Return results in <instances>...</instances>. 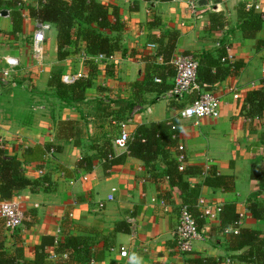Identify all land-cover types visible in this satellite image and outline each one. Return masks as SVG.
Returning a JSON list of instances; mask_svg holds the SVG:
<instances>
[{
    "label": "crops",
    "instance_id": "obj_1",
    "mask_svg": "<svg viewBox=\"0 0 264 264\" xmlns=\"http://www.w3.org/2000/svg\"><path fill=\"white\" fill-rule=\"evenodd\" d=\"M98 1L117 6L124 24L118 49L109 57L88 55L84 43L78 40L75 47L67 46L72 53L58 59L57 30L53 25L37 57L29 42L37 20L23 11L21 32L11 35L9 15H0V143L8 153L18 156L23 147L34 144L50 142L56 147H51L54 151L47 152L42 161L22 164L28 177H47L49 181L45 182L49 184L26 187L13 195L24 218L13 230L2 225L7 247L13 250L20 246L23 255L33 259L43 235L59 239L70 234L79 239L77 249L69 258L65 253L57 255L54 244L47 245L50 261L68 258L65 264H186L193 258L213 256L220 259L219 264H244V253L259 248L258 264H264V242L259 245L254 240L241 249L229 250L217 216L221 205L234 203L239 222L228 231L255 229L259 231L257 240L264 238V219L254 217L247 208L251 198L264 200L259 182L250 176L252 166H264V115L246 117L240 113L246 91L260 86L264 77V26L254 37H244L236 9L239 2L249 8L256 3L264 7V0H216L215 9L207 8L206 0H197L199 16L190 9L189 0ZM212 13L223 14L225 24L212 28ZM161 35H165V43H174L171 62L180 53L217 57L223 44L241 63L236 74L208 87L220 99L216 115L199 120L182 118L179 112L193 94L183 102L168 103L154 90L134 89L133 84L143 82L147 70L142 57L156 54V39ZM7 55L17 57L19 66L2 81L3 57ZM86 59L96 65L91 84L83 100L66 103L50 86V77L54 73L87 77L91 70ZM153 64L161 69L162 57L156 56ZM173 77H167L165 83L171 85ZM232 90L238 92V98ZM137 104L148 105L151 110L132 114ZM176 116L180 120L178 142L170 155L175 158L181 145L186 165L203 170L202 175L184 174L178 181L184 189L166 178L161 157L149 166L131 156L111 168H105L100 160L88 170L78 166L83 154L94 152L90 146L117 136L120 123H126L131 135L140 123L169 122ZM112 149L116 154L124 153ZM210 166L219 176L231 179L233 188L223 190L203 184L204 172ZM184 196L196 201L202 197L216 208V217L205 219L202 238L193 240L192 251L186 254L177 251L173 235ZM99 201H104L101 208ZM122 248L125 255L120 254Z\"/></svg>",
    "mask_w": 264,
    "mask_h": 264
},
{
    "label": "trees",
    "instance_id": "obj_2",
    "mask_svg": "<svg viewBox=\"0 0 264 264\" xmlns=\"http://www.w3.org/2000/svg\"><path fill=\"white\" fill-rule=\"evenodd\" d=\"M34 1L35 3L29 4L22 0H0V9L5 8L9 10L8 15L11 21L9 33L11 35L21 32L23 11L27 10L31 18L42 22H49L56 27L58 59H64L70 52L67 46L71 44L76 45L78 40L84 43L85 52L91 56L101 54L109 57L114 54L113 52L117 51L118 36L124 28L117 6L98 0ZM236 9L242 35L247 38L254 37L264 26L259 12L255 11L253 7H247L244 2H239ZM215 14H210L213 22L211 27L223 26L225 24L223 14ZM164 37L165 35H161L156 39L159 48L153 57H142V60L146 62L147 70L143 82H135L133 84L136 91L149 89L156 91L157 95H161L171 87L170 84L165 83V80L167 77L175 74V68L171 62L174 43H165L163 41ZM225 47V45H221V51L217 57H213L207 53L199 54L198 57L194 55L199 62L197 81L204 90H209L208 87L211 84L223 79L227 75L236 74L241 67V63L237 60H233L232 62L222 60L227 55ZM156 56H161L163 59L161 69L160 67H154L153 61ZM85 63L91 70L87 77L79 78L71 83L63 82L61 76L56 73L50 77V86L55 89V94L66 103L70 104L83 100L86 88L91 84V79L94 75L92 70H95L96 65L92 59H86ZM151 65L153 66L151 68L152 72H148ZM155 77L160 78L161 82H155ZM240 113L246 117H262L264 115V77L260 81V86L249 88L246 91ZM179 121V116H176L169 120V122L140 123L126 142V152L120 154L114 153L112 139L110 138L104 140L101 145L95 144L94 146H90L94 149V152L83 154L78 161V166L88 170L91 169L94 161L100 160L105 168H111L123 164L127 156L138 158L144 162L145 166H149L158 157H161L165 160L166 178L171 183H179L181 189H184L183 185L178 182L182 179L183 175H202L203 170L199 166L186 165L187 167L183 171H180L178 169V161L176 162V158L170 155V150L177 147ZM62 124L68 123L63 122ZM76 143L79 144V141L76 140ZM51 147L56 149L50 142L43 145L34 144L33 146L23 147L20 156H18L8 153L0 143V202L10 200L21 189L26 187L35 188L39 185L44 186L45 181H49L47 177L36 179L28 177L23 172L22 164L24 162L42 161L46 153L51 150ZM250 176L259 182L260 188L264 192V166H252ZM202 183L209 186H219L223 190L233 188L232 180L219 176L214 166H210L204 172ZM190 193L192 192L190 191ZM196 202L194 198L184 196L181 203L188 206L197 228L202 231L206 220L201 216L199 208L196 207ZM247 208L254 217L264 219V200L258 202L251 198L247 203ZM217 216L219 217L222 229L235 228L239 220L235 204L231 202L221 205ZM2 225L3 221L0 220V264H65L68 258H56L54 261H50V254L45 250L46 246L54 244L57 255L65 253L69 258L71 251H75L78 247L77 241L79 239L70 234H63V237L59 239L43 235L41 243L35 248L33 259H28L23 255L22 247L15 246L13 250L7 247L5 237L1 232ZM224 233L226 234L227 248L229 250L241 249L245 245L251 244L254 240L259 245L264 242V238L257 240L259 231L255 229L239 227L236 232L232 229L224 231ZM258 250L259 248H251L250 251L244 253L242 256L244 264H258L260 258ZM219 262V258L205 256L187 260L186 264H219Z\"/></svg>",
    "mask_w": 264,
    "mask_h": 264
},
{
    "label": "built area",
    "instance_id": "obj_3",
    "mask_svg": "<svg viewBox=\"0 0 264 264\" xmlns=\"http://www.w3.org/2000/svg\"><path fill=\"white\" fill-rule=\"evenodd\" d=\"M23 2H29L32 0H22ZM216 0H206L207 8H217ZM190 9L199 16L200 6L197 0H189ZM255 10H258L261 20L264 23V7H260L259 4L253 5ZM9 12V10H8ZM24 16V12H23ZM51 27L49 22L36 21L35 28L32 33L31 47L35 56H40L44 41L46 39V32ZM227 55L222 59L232 62L234 59L228 46L225 47ZM103 56V55H99ZM112 56V55H111ZM3 62L5 66L1 68V80L5 81L14 72L15 68L19 66V60L14 56H4ZM175 68V74L172 79L171 87L161 94V97L168 103L172 101H184L187 95L193 94V98L190 101H186L179 112L182 118H194L199 120L202 118H209L217 114L220 104V99L217 94L211 90H204L197 81V67L198 59L194 54L180 53L172 60ZM86 77L85 74H63L61 79L65 83H71L79 78ZM155 82H161L158 77L154 78ZM233 91L234 98H238L239 94L236 90ZM150 106L144 107V105H135L133 107L132 114L139 111L149 112ZM119 133L112 139V148L115 151L126 152V142L130 137V133L126 130V123H120ZM1 141V140H0ZM3 146V145H2ZM54 150L51 149L50 152ZM178 161V169L183 171L185 169L186 156L183 152V146H179L178 153L175 156ZM83 179H87L84 175ZM49 184L48 182L45 185ZM114 190V188L112 189ZM109 199L113 198L112 195L108 196ZM107 198V199H108ZM104 206V201L98 202V207ZM196 207L199 208L201 216L205 219L216 217V208L209 204L204 198L200 197L196 202ZM214 209V210H213ZM0 216L3 219V227L7 230H13L22 224L24 218V212L21 209L19 203L15 199L3 200L0 202ZM239 222V220H238ZM238 222L236 224H238ZM224 231H228V228H224ZM174 242L178 252L186 254L192 251V242L195 239L202 238L201 231L197 228L194 218L191 216L188 206L181 203L178 208V218L174 228ZM121 255H125L124 248L121 249Z\"/></svg>",
    "mask_w": 264,
    "mask_h": 264
},
{
    "label": "rangeland",
    "instance_id": "obj_4",
    "mask_svg": "<svg viewBox=\"0 0 264 264\" xmlns=\"http://www.w3.org/2000/svg\"><path fill=\"white\" fill-rule=\"evenodd\" d=\"M34 28H35V26H34ZM24 36H28L27 34H23ZM23 39V37L21 38V40ZM72 47H75V45H73V44H71V45H69L68 46V48H72ZM73 51H70L69 53H72ZM69 53L67 54V55H69ZM37 65H39V66H42V64H40V63H38ZM15 70H16V68H15ZM14 70V71H15ZM144 107H146V105H144Z\"/></svg>",
    "mask_w": 264,
    "mask_h": 264
},
{
    "label": "water",
    "instance_id": "obj_5",
    "mask_svg": "<svg viewBox=\"0 0 264 264\" xmlns=\"http://www.w3.org/2000/svg\"><path fill=\"white\" fill-rule=\"evenodd\" d=\"M8 14H9V12H8L7 9H5V8L0 9V15H5V16H7Z\"/></svg>",
    "mask_w": 264,
    "mask_h": 264
}]
</instances>
